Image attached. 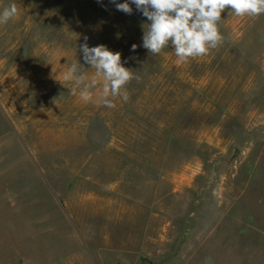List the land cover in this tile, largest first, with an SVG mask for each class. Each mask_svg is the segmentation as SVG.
Instances as JSON below:
<instances>
[{
	"label": "rangeland",
	"instance_id": "rangeland-1",
	"mask_svg": "<svg viewBox=\"0 0 264 264\" xmlns=\"http://www.w3.org/2000/svg\"><path fill=\"white\" fill-rule=\"evenodd\" d=\"M13 3L0 25V264H264V15L225 11L223 44L178 63L171 47L143 48L134 4L0 11ZM85 37L134 69L127 102L70 94L67 67L90 68Z\"/></svg>",
	"mask_w": 264,
	"mask_h": 264
},
{
	"label": "clouds",
	"instance_id": "clouds-1",
	"mask_svg": "<svg viewBox=\"0 0 264 264\" xmlns=\"http://www.w3.org/2000/svg\"><path fill=\"white\" fill-rule=\"evenodd\" d=\"M118 11L131 15L135 5L148 23L143 24L142 46L152 55L171 47L178 63L209 55L225 40L221 32L222 13L236 17L264 15V0H111ZM18 14L15 3L0 11V25L7 24ZM79 46L85 68L80 61L72 63L64 72V81L70 82V94L79 95L85 103L115 108L116 100L127 102V86L139 80L134 69L124 66L122 54L103 44L89 47L87 37ZM137 45L131 46L136 51ZM85 69H94L89 76Z\"/></svg>",
	"mask_w": 264,
	"mask_h": 264
},
{
	"label": "trees",
	"instance_id": "trees-1",
	"mask_svg": "<svg viewBox=\"0 0 264 264\" xmlns=\"http://www.w3.org/2000/svg\"><path fill=\"white\" fill-rule=\"evenodd\" d=\"M142 261L144 262V264H146V263L153 264V263H151L150 261H148L147 259H142Z\"/></svg>",
	"mask_w": 264,
	"mask_h": 264
},
{
	"label": "water",
	"instance_id": "water-1",
	"mask_svg": "<svg viewBox=\"0 0 264 264\" xmlns=\"http://www.w3.org/2000/svg\"><path fill=\"white\" fill-rule=\"evenodd\" d=\"M141 264H144V262L141 260Z\"/></svg>",
	"mask_w": 264,
	"mask_h": 264
},
{
	"label": "flooded vegetation",
	"instance_id": "flooded-vegetation-1",
	"mask_svg": "<svg viewBox=\"0 0 264 264\" xmlns=\"http://www.w3.org/2000/svg\"><path fill=\"white\" fill-rule=\"evenodd\" d=\"M146 264H150V263H146Z\"/></svg>",
	"mask_w": 264,
	"mask_h": 264
}]
</instances>
